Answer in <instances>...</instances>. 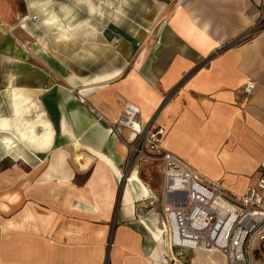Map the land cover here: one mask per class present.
I'll list each match as a JSON object with an SVG mask.
<instances>
[{
  "label": "crops",
  "instance_id": "0c3cea01",
  "mask_svg": "<svg viewBox=\"0 0 264 264\" xmlns=\"http://www.w3.org/2000/svg\"><path fill=\"white\" fill-rule=\"evenodd\" d=\"M48 1L0 0V21L15 25L25 14L38 16L33 10ZM124 2L67 0L68 15L52 25L68 21L72 54L84 39L86 52L102 47L104 56L82 75L63 76L60 65L59 82L50 80L51 96L38 101L56 105L58 118L55 92L68 88L76 99L89 89L83 96L106 126L134 104L140 120L163 131L161 146L198 174L228 190L254 184L264 154V31L235 40L254 26L264 0H131L137 27L128 39L122 33ZM38 21L11 33L0 30V117L6 96L12 115L14 88L33 97L48 86L47 73L33 62L40 56L34 41L43 39L35 33L44 27ZM114 37L119 40L112 42ZM247 82L254 87L245 95ZM126 132L121 129L124 138ZM53 133L45 150L20 146L6 152L0 142V201L17 198L0 209V264H176L153 226L161 219V162L151 171L153 161H132L125 141L116 140L100 156L72 142L57 144L55 128ZM133 170L145 194L140 198L129 188ZM237 178L242 184L234 185ZM127 187L131 200L125 202ZM95 197L106 198L96 209ZM150 197L153 207L143 208Z\"/></svg>",
  "mask_w": 264,
  "mask_h": 264
},
{
  "label": "built area",
  "instance_id": "2783aa9c",
  "mask_svg": "<svg viewBox=\"0 0 264 264\" xmlns=\"http://www.w3.org/2000/svg\"><path fill=\"white\" fill-rule=\"evenodd\" d=\"M258 15L254 26L235 42L264 31V10ZM38 19L36 14H25L15 25L0 21V30L11 33L17 26L33 24ZM253 87V82H247L242 93L249 94ZM139 112L136 105L129 104L122 109L118 120L108 126L114 135L121 129L133 133L130 140L125 139L132 161L154 157L161 162L162 182L156 200L160 203L165 226L163 235L173 253L172 261L183 260L189 251H202L218 252L224 264H253L252 252L257 246L264 264V154L260 158L256 184L242 192L228 190L201 176L186 161L163 148L162 130L149 120L142 123ZM144 202L145 209L154 205L151 197Z\"/></svg>",
  "mask_w": 264,
  "mask_h": 264
},
{
  "label": "bare ground",
  "instance_id": "6f19581e",
  "mask_svg": "<svg viewBox=\"0 0 264 264\" xmlns=\"http://www.w3.org/2000/svg\"><path fill=\"white\" fill-rule=\"evenodd\" d=\"M56 20L55 14H49L46 16L42 22L46 23L47 25L52 24ZM59 25V29L55 38L61 42H65V40L70 39L69 37V26L63 28L61 24ZM33 49L36 51L37 54L41 56V58L47 63L51 65H56L46 51V47L42 41H39V44H35ZM57 69H60L59 67ZM116 71L112 72L111 74H107L105 76H98L96 81L100 79H108L112 78ZM64 76L65 72H61ZM89 89H84L80 92L81 96L85 95ZM30 92L26 91L25 89H13L12 91V115L0 117V131L3 133L11 134L4 135L0 142L3 146V150L6 152H13V148L16 147L14 144L15 140L21 143L23 146L30 148L31 150H45L47 149L53 140V130H51V126L48 120L42 118V116H36L34 120H26L23 118L22 114L24 112H29L31 107L35 106V103L30 102ZM55 96L58 101L59 107V115L56 119L55 125V133H57V144L61 143H68L72 142L73 147L78 149L79 146H85L89 150L97 153L101 156V152L103 150L110 151L112 148L113 143L116 140H119L117 135H114L113 131L102 123L103 118H96L90 112H88L84 107L82 108L77 101H75V97L72 95V90L68 88L61 87L59 92H55ZM29 100V101H28ZM65 101V102H64ZM42 115V114H41ZM38 126H41L38 128ZM125 139L130 140L133 136V133L130 131L126 132ZM13 138L15 140H13ZM79 159V155H75V161ZM115 173H119V171L113 167ZM138 179H136L135 170L131 173L129 178V188L131 191L134 189V195L138 198L144 196L142 190V186ZM137 183V185H134ZM140 188V189H136ZM124 201H130L131 196L129 195L128 187L125 191ZM5 199L6 202L0 201V209L6 211L9 209V204H15L17 198L15 195L10 194L6 195ZM95 203L93 204L94 208L96 209L99 203L104 202L106 199L105 197H95ZM29 214H31L29 212ZM160 225L156 226L154 221V231L157 234L165 232V226L162 220L158 219ZM158 223V224H159ZM13 226V225H12ZM201 252L196 253L194 259L192 260V264H217V260H213L209 257L208 254L203 255L202 260ZM199 261V262H198ZM176 264H181L178 259H176Z\"/></svg>",
  "mask_w": 264,
  "mask_h": 264
},
{
  "label": "rangeland",
  "instance_id": "374dc122",
  "mask_svg": "<svg viewBox=\"0 0 264 264\" xmlns=\"http://www.w3.org/2000/svg\"><path fill=\"white\" fill-rule=\"evenodd\" d=\"M124 3H125V8L123 11L124 22H123V28H122L123 32L122 33L125 35V39H128L129 37L134 36L133 35V33H134L133 29H134V27H137V25H136V22L134 21V19H132V17H131V8H132L131 0H125ZM42 6L43 7L40 9H34L33 10V12L38 14V17H39V21H38L39 23L38 24H40V25L42 24V26H44L42 29L40 28L38 30H35V31H37L35 33H38V34L41 33V36L44 39V40L43 39H41V40L46 47V51H47V53H49V55L51 56V58L53 59V61L56 65H51V64L49 65L41 58V56H36V55L34 56L33 62H35L36 65L40 66L41 69L47 73L46 77L48 79V83L44 84V85H48V86L43 87V89L46 92L43 91L41 88H39L36 90L37 94H35V96L31 97V95H30V98H29L30 102L35 103L36 105L31 107L29 112H27V111L24 112L22 114V116L26 120H30V119L34 120V119H36L37 115L42 116V118L48 120V122L51 126V130H53L55 128L56 119H57L55 117L57 114L56 105H54L52 103L50 105H46V104L44 105V104H41L38 101V99H39V97L46 95V94L51 96L52 90H51L50 80L53 79L56 82H59V78H58L59 76L56 73V71H57L56 69L61 65L62 68L65 69V74L67 72L69 75L72 73V71L78 72V73H80V75L86 74L87 72L92 71L94 69L93 64L97 65L99 62L102 61V58L104 56V52L101 49L102 47L97 48V50H95L96 53H94V54L86 52L85 47H81L85 43L84 39H81L80 40L81 44L79 45L78 52L72 54L70 52V41H71V39L65 40V42L64 41L61 42L58 39H55V35L58 32L59 25H57V24H55V25H52V24L51 25L50 24L44 25L42 22L46 16H49V14L54 13L56 18H60L58 16L65 17L66 15H68L70 8L67 5V0L48 1V2L44 3ZM60 7H62V8H60ZM22 12L27 13V11H25V10ZM109 24H110V22H109ZM68 25H69L68 21L66 20L65 24H61V27L65 28ZM29 27L31 28L32 26L28 25L27 28H29ZM81 29H78V30H81ZM117 40H119V38L114 37L112 39V42L113 41L116 42ZM34 42L39 44L37 40H35ZM104 43H107V41H104ZM100 46H101V44H100ZM103 46H105V44ZM105 56H107V54H105ZM40 63H41V65H40ZM64 79L66 80V78H64ZM38 87H41V86H38ZM47 90H49V91H47ZM118 96H119V94H116V97H118ZM6 99H7V96L3 97L4 104H3V107L1 108L2 117L11 115V110H10V107L8 106V103L6 102ZM76 101H78L79 104L82 107H84L88 112H90L93 116L99 118L98 111L94 107L89 105L88 100H86V98L84 96L82 97V96H79V94H77L76 95ZM101 117H103V116H101ZM103 119H104V117H103ZM140 121L143 123L145 121V119L140 120ZM40 127L41 126H38V128H40ZM118 131H119L118 133H117V131L115 132V135H117L119 140L124 142L125 141L124 135L121 134L120 130H118ZM4 135L11 136V134H7L5 132L3 133V136ZM13 140H15V139L13 138ZM14 144H16V147L23 146L21 143H19L16 140H15ZM128 156H130V154H128ZM147 160H148V162L153 161L152 163H150L147 166V168H149L151 171L152 170L157 171L158 165L160 163L159 160L154 158V157H148ZM182 160H184V159H182ZM256 171H257V173H259V168ZM210 180H212V179H210ZM242 180L243 179H240V178L235 179L234 185L242 184ZM212 181H215L217 184L221 185L220 181H218L216 179H213ZM255 184H256V182L250 186H254ZM233 190H238L236 192H242L245 190V188L242 191L240 189H235V188ZM199 252H201V254H203V255L208 254V253H205L202 251H199ZM199 252H194V251L187 252L186 255L184 256L185 258L183 260H180V262H182L183 264H192V258L196 259L195 255H196V253L199 254ZM203 255H201L200 260H202ZM208 255L213 260H217V264H224V259L218 252H215L213 254H208ZM252 255H253V258H252L253 264H262L260 255H258V252H257V246L254 248ZM172 263H174V261H172ZM198 264H200V262ZM205 264H210V263H205Z\"/></svg>",
  "mask_w": 264,
  "mask_h": 264
}]
</instances>
